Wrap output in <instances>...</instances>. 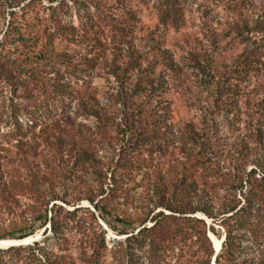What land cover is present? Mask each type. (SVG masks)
Instances as JSON below:
<instances>
[{"label": "trees", "instance_id": "obj_1", "mask_svg": "<svg viewBox=\"0 0 264 264\" xmlns=\"http://www.w3.org/2000/svg\"><path fill=\"white\" fill-rule=\"evenodd\" d=\"M42 1L29 0L21 15L13 12L0 38V114L12 126L0 133V144L14 150L7 161L0 155V201L10 202L7 208L15 213L18 228L10 236L25 238L47 223L52 233L34 245L8 251L30 264H106L109 257L115 264H143L140 253L145 264H213L209 232L221 231L196 215L202 212L223 231L218 264H264V128L257 127L252 141L229 149L230 159H222L214 117L205 115L208 128L198 129L192 122L176 127V102L161 89L170 85L168 74L177 73L181 63L173 56L167 59V49L137 45L131 0H73L84 10L80 28L62 24L64 1L49 4L45 16ZM9 2L11 7L14 0ZM239 13L248 15L233 18L226 34H264L261 14ZM96 27L97 33L109 27L113 41L107 38L95 55L70 56L62 42L68 36L84 37ZM102 39H97L100 45ZM252 41L251 52L239 55L235 64L243 56H263V46ZM207 55L193 50L188 61L210 86L216 69ZM80 65L98 70L99 79L64 80L65 70L77 72ZM54 98L63 111L44 117V103ZM257 150L263 151L255 158L262 173L246 167ZM22 195L30 202L17 208ZM82 199L114 231L128 236L109 248L95 211L83 206L65 210L57 202ZM71 232L79 238L77 256L66 247L57 255L45 251L42 243L49 237L69 243ZM247 235L249 245L243 242ZM0 264H8L1 255Z\"/></svg>", "mask_w": 264, "mask_h": 264}, {"label": "rangeland", "instance_id": "obj_2", "mask_svg": "<svg viewBox=\"0 0 264 264\" xmlns=\"http://www.w3.org/2000/svg\"><path fill=\"white\" fill-rule=\"evenodd\" d=\"M9 1L5 4L0 0V38L3 30L9 23L12 13L21 15L24 12V5L29 0H14L11 7ZM63 1L67 7L65 6V10L61 12L62 24L69 23L80 28L82 25L81 19H85L82 16L84 10L79 11L77 6L74 5L73 0H56L53 3L43 0L42 6H40L41 15L45 16L50 11L48 8L49 4L58 5ZM131 6L134 9L132 14L138 26V32L135 31L136 33L134 34L137 45H147V47L157 45L167 49L165 53L167 59L173 56L181 63L182 68L177 73H169L168 78L166 75V78L170 81V85H164L161 89L164 94L165 91L167 92L166 96L168 100L172 99L176 102V114L180 118L178 122L180 124L176 127L181 129L186 123L192 122L198 129L208 128V124L204 120L205 115H207L208 120L214 117L213 125L215 133H217L211 132V134H215L219 151L222 152L224 150L222 159H230V155H228L229 149L232 152L243 141H252L254 139L253 131L257 127L264 128V53L260 59L255 58L253 60V58H248L245 60L243 56L238 65L234 62L242 53L248 54L251 52L254 47L252 43L253 39H256V46H263L264 48V34L260 32L255 34L250 33V35L248 34L249 36L237 35L236 30H233L228 35L226 31L229 22L233 18L248 15H240L239 11L241 10L243 12L248 11L249 14L255 13V16L261 14L264 18V0H131ZM166 10L168 12L165 13ZM219 25H222V28ZM103 28H105L104 33L95 32L97 31L96 27L81 38L74 39L72 36H68L62 42L63 47L66 48L70 56L75 54L80 57L84 52L89 51H92V55H95L102 49L107 38L109 41H113V33L109 30V27ZM146 33L152 35L151 39L153 40H146ZM99 37L100 39L104 37L101 40V43H104L101 45L97 41ZM193 50L195 53L208 54L206 61L209 64L212 63V67L216 69V78L212 80V85H206L207 83L203 82L201 76L192 69L188 58L190 57V51ZM69 60L71 59H67V61ZM67 61L65 60L64 65L68 64ZM71 61L75 63L73 59ZM65 71L64 80L76 76L99 79L98 70H92L89 66L87 68L81 66V70L77 72L73 70ZM162 92L160 93L162 94ZM168 100L164 99L162 103L165 104ZM48 102V105L45 102L46 104L44 103V107H42L44 108L42 110L44 117H57L63 111L62 103L57 98ZM6 116L4 114L2 117L0 114V133L8 132L12 127ZM22 119L25 122L28 121L26 115H23ZM26 134L28 138L31 132L27 129ZM161 141L164 142L163 137ZM1 145L0 155L2 159L7 161L13 156L14 150L10 149L8 145H5V148ZM252 152L254 155L248 158L246 167L248 170L256 167L258 168V173H262L263 170L257 166L255 158L257 159V156H260L263 151L257 150ZM158 155L162 156L161 153H155L154 157ZM29 159H32L31 154L29 155ZM137 189L141 188L137 187ZM142 191L145 194L146 191ZM18 199L19 204H14L17 208H23L30 202V199L25 195L18 196ZM57 202L63 204L65 210H73L75 207L83 206L95 211L99 225L105 230L109 248L128 236L127 234H119L114 231L99 216L93 204L87 199H82L75 204H67L61 200ZM8 204L3 200L0 201V235H6L0 239V250L3 251L0 252V255L5 258L8 264H30L28 260L25 261L24 257L18 256L15 251H8V249L17 246L34 245L37 241H43L48 237V234L52 233H50L51 225L47 223L44 227L37 226L31 235L38 234V236L29 244L12 243L15 240H19L17 234L10 236L12 232L16 231L18 225L13 223L15 213L8 210ZM196 215L205 218L208 224L214 225L217 231H221L220 235L212 231L209 232L213 246L215 245L214 238L223 239V231L219 224L205 216L202 212H197ZM69 234H71L69 243L59 242L55 237H49L47 241L42 243L45 246V251H51L50 255H57L61 253L59 250L61 247H66L69 248L67 250L68 253L77 256L79 238L77 234H73L72 232ZM243 242L245 245L250 244L249 235L244 238ZM89 252H91V249H89ZM140 254V263H147L145 262L144 255ZM35 264H42V262L36 260ZM86 264L90 263L86 262ZM106 264H115L112 257L108 258Z\"/></svg>", "mask_w": 264, "mask_h": 264}, {"label": "bare ground", "instance_id": "obj_3", "mask_svg": "<svg viewBox=\"0 0 264 264\" xmlns=\"http://www.w3.org/2000/svg\"><path fill=\"white\" fill-rule=\"evenodd\" d=\"M38 236V234L36 235H31L29 237H25L23 239H19V240H15L13 241L12 243H15V244H18V243H26V242H31L33 241L36 237ZM214 243H215V248L218 250L220 249L221 245H222V239L219 240V239H216L214 238ZM9 244V243H8Z\"/></svg>", "mask_w": 264, "mask_h": 264}, {"label": "water", "instance_id": "obj_4", "mask_svg": "<svg viewBox=\"0 0 264 264\" xmlns=\"http://www.w3.org/2000/svg\"><path fill=\"white\" fill-rule=\"evenodd\" d=\"M222 242H223V239H222ZM30 242H26V244H29ZM18 244H25V243H18ZM221 247H222V245H221ZM221 247H220V249H221ZM220 249H216L215 248V255H214V257H213V264H218L217 262H216V256H217V254H218V252L220 251Z\"/></svg>", "mask_w": 264, "mask_h": 264}]
</instances>
